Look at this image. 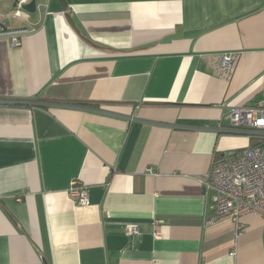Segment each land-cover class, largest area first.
<instances>
[{
  "label": "crops",
  "instance_id": "crops-1",
  "mask_svg": "<svg viewBox=\"0 0 264 264\" xmlns=\"http://www.w3.org/2000/svg\"><path fill=\"white\" fill-rule=\"evenodd\" d=\"M66 1L0 9L29 30L0 36V264H264V218L207 223L204 183L261 142L228 115L264 98V0Z\"/></svg>",
  "mask_w": 264,
  "mask_h": 264
},
{
  "label": "built area",
  "instance_id": "built-area-1",
  "mask_svg": "<svg viewBox=\"0 0 264 264\" xmlns=\"http://www.w3.org/2000/svg\"><path fill=\"white\" fill-rule=\"evenodd\" d=\"M13 15L22 21H27L30 17V13L21 5ZM9 16L0 11V36L10 39L14 46H18L29 30L16 29L6 24L5 18ZM234 62L235 57L231 53L218 57L219 68L224 73L232 70ZM228 118L233 127L246 129L258 137L261 144L231 152L213 162L204 181L206 188L212 190L213 213L208 217L207 223L224 218L238 221L247 213H255L264 218V98L255 105L234 107ZM69 194L79 205L89 204L88 188L78 186L77 180L72 182ZM163 222L157 220L155 224ZM241 232L242 226L238 225V234ZM126 234L137 236L141 234V229L136 223H128ZM154 235L159 237V231H155Z\"/></svg>",
  "mask_w": 264,
  "mask_h": 264
},
{
  "label": "water",
  "instance_id": "water-1",
  "mask_svg": "<svg viewBox=\"0 0 264 264\" xmlns=\"http://www.w3.org/2000/svg\"><path fill=\"white\" fill-rule=\"evenodd\" d=\"M18 2L19 0H15L14 7L17 6ZM60 2L62 4L63 9H66L68 7V3L66 0H60ZM21 7L31 13H34L36 12L38 7V0H26L24 3L21 4ZM0 9H1V4H0ZM43 261L45 264H48L45 259H43Z\"/></svg>",
  "mask_w": 264,
  "mask_h": 264
},
{
  "label": "rangeland",
  "instance_id": "rangeland-1",
  "mask_svg": "<svg viewBox=\"0 0 264 264\" xmlns=\"http://www.w3.org/2000/svg\"><path fill=\"white\" fill-rule=\"evenodd\" d=\"M9 1V0H8ZM0 2H1V8H2V10H5V3H4V0H0Z\"/></svg>",
  "mask_w": 264,
  "mask_h": 264
},
{
  "label": "trees",
  "instance_id": "trees-1",
  "mask_svg": "<svg viewBox=\"0 0 264 264\" xmlns=\"http://www.w3.org/2000/svg\"><path fill=\"white\" fill-rule=\"evenodd\" d=\"M259 144H261V142H260V143H257V144H255L254 146H257V145H259Z\"/></svg>",
  "mask_w": 264,
  "mask_h": 264
}]
</instances>
